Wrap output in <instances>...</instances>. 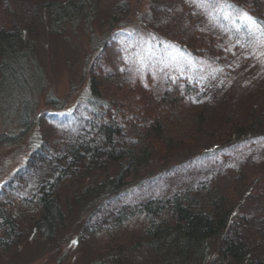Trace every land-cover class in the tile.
<instances>
[{"label":"trees","instance_id":"trees-1","mask_svg":"<svg viewBox=\"0 0 264 264\" xmlns=\"http://www.w3.org/2000/svg\"><path fill=\"white\" fill-rule=\"evenodd\" d=\"M234 1L232 8L242 6L264 20V0ZM32 2L39 3L41 12H48L52 30L81 14L91 20L95 12L94 0H0V58L6 80L18 78L19 61L32 52L34 42L24 34L27 26L14 17L23 3ZM165 7L170 17L168 1L158 0L154 9ZM195 27L198 33L187 32L186 28L179 33L178 28L175 33L183 37H160L169 48L208 57L221 65L233 57L235 48L242 47L238 43L230 45L227 37L218 34L204 35L199 25ZM113 31L103 36L98 54L90 62L91 95L78 121L63 122L61 131L66 135L51 134L39 141L48 144L50 153L42 157V147L35 153L38 164L49 165L47 176L36 173L41 170L38 166L34 172L38 177L32 184L36 211L26 214L1 202L15 203L17 199L26 203L24 193L31 181L24 176L18 181L21 184L13 179L16 185L9 181L7 189L0 192V248L9 249L17 243L26 221L37 234L53 238L69 216L66 194L83 176L87 183L73 196L74 204L81 209L76 241L99 252L102 258L93 264H264L261 151L254 162H247V167L227 165V183L209 170L197 178L195 185H181L164 198L148 194L150 179V189L130 193L137 181L135 187L147 182L141 179L133 184V178L140 177L139 170L155 161L167 164L178 155L200 157L210 150L215 156L227 158L240 141L253 145L250 141L257 138V145L264 136V97L257 95L239 108L226 107L223 122L209 127L207 115L215 113L208 99L213 79L183 72L160 88L150 67L147 73L129 77L122 43L128 36ZM150 31L156 33L154 27ZM108 81L104 91L102 82ZM195 107L200 108L197 113ZM3 139L7 140L6 136ZM248 205L253 207L247 210ZM128 225H133L134 231L121 239Z\"/></svg>","mask_w":264,"mask_h":264},{"label":"rangeland","instance_id":"rangeland-1","mask_svg":"<svg viewBox=\"0 0 264 264\" xmlns=\"http://www.w3.org/2000/svg\"><path fill=\"white\" fill-rule=\"evenodd\" d=\"M162 1L170 3V17L168 7L157 11L154 9L158 0H94L95 12L91 20L81 14L73 22L60 23L55 31L51 29L48 12H41L39 3H23L19 7L20 12L14 17L24 21L28 28L24 34L34 44L32 52L22 56L18 63L20 73L17 79H4L3 59L0 58V192L7 189L9 181L12 185L21 184L18 181L23 176L31 183L24 193L26 203L17 199L15 203L1 202L12 204L26 214L36 211L37 197L32 184L38 177L34 172L38 166L41 170L36 173L49 174V165L38 164L35 153L42 147L43 151L39 153L45 157L50 148L39 141L51 134L57 137L66 135L61 131L63 122L75 118L78 121L80 111L87 107L85 102L91 95L89 65L98 54L97 46L101 39L110 30H118L120 34L128 36L122 43L127 59L124 69L129 77L137 72H148L150 67L155 84L160 88L169 78L183 72L200 78L208 77V80L212 78L208 99L209 108L215 113L207 115L209 127L223 122L222 118L227 115L226 107L238 105L239 108L257 95L264 97L263 19L254 17L242 6L238 10L232 8L234 0ZM196 25L203 29L201 33L204 35L218 34L227 37L230 45L238 43L242 47L239 50L235 48L233 57L227 58L221 65L208 57L169 48L164 38L160 37L164 34L165 38L177 39L183 34L176 33H182L185 28L191 33ZM151 27L155 28L156 33L150 31ZM178 28L179 31L175 33ZM109 83L102 82L104 91L105 84ZM198 109L195 107L193 111L197 113ZM129 119L133 117L129 116ZM4 136L7 140L3 139ZM257 140L250 141H254L253 145L245 140L240 141L227 158L215 156L210 150L200 157L188 155L179 158L181 156L178 155L167 164L155 161L150 167L139 170L140 177L133 178V184L141 179L147 182L135 187L137 181L130 193H144L145 188L150 189L147 184L151 182L148 194L164 198L169 191L177 190L181 185H195L197 178L209 170L214 175H220L217 179L227 183V165L234 164L232 167L236 169H241L242 165L247 167V162H254L259 151L264 158V136L256 145ZM162 168L166 169L161 175ZM82 177L66 194L65 203L69 206L65 205V208L69 216L65 226L53 238H46L32 230L26 221L17 243L9 249L0 248V264H93L102 258L97 250L76 241L81 228V209L74 204L73 196L87 183ZM13 179H17L16 184ZM251 207L248 205L245 209L250 210ZM125 229L120 235L121 239L134 231L133 225Z\"/></svg>","mask_w":264,"mask_h":264},{"label":"snow or ice","instance_id":"snow-or-ice-1","mask_svg":"<svg viewBox=\"0 0 264 264\" xmlns=\"http://www.w3.org/2000/svg\"><path fill=\"white\" fill-rule=\"evenodd\" d=\"M245 18H247V17L245 16Z\"/></svg>","mask_w":264,"mask_h":264},{"label":"bare ground","instance_id":"bare-ground-1","mask_svg":"<svg viewBox=\"0 0 264 264\" xmlns=\"http://www.w3.org/2000/svg\"><path fill=\"white\" fill-rule=\"evenodd\" d=\"M208 78V77H207Z\"/></svg>","mask_w":264,"mask_h":264}]
</instances>
